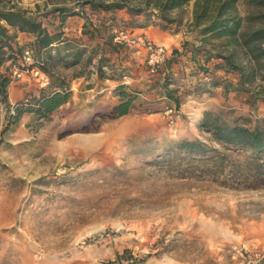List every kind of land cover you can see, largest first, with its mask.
<instances>
[{
	"label": "rangeland",
	"instance_id": "1",
	"mask_svg": "<svg viewBox=\"0 0 264 264\" xmlns=\"http://www.w3.org/2000/svg\"><path fill=\"white\" fill-rule=\"evenodd\" d=\"M83 1L0 0L36 16L50 32L71 33L64 35L65 52H85L64 61L51 53L44 61L48 77L31 72L23 51L0 66L9 80L0 90V264H264V152L225 149L194 121L183 122L179 94L168 90L178 104L168 91L164 99L151 96L142 81L160 73L165 81L166 47L149 39L162 48L152 53L148 38L134 30L158 25L196 39V64L180 91L207 93V76L224 75L221 103L205 111L228 123L258 124L264 93L254 98L239 88L237 72L203 65V56L214 52L187 26L192 0L164 12L170 22L151 6L138 14L96 12ZM235 6L244 30L264 26V0H236ZM57 8L78 14L62 24ZM5 27L15 48L28 47L32 36ZM140 47L144 55L136 58ZM14 69L38 79L15 100L8 94L21 76ZM122 85L132 101L128 113L116 116ZM57 89L68 91L67 101L39 117L37 97ZM181 140H199L209 151L186 155L176 147Z\"/></svg>",
	"mask_w": 264,
	"mask_h": 264
},
{
	"label": "trees",
	"instance_id": "2",
	"mask_svg": "<svg viewBox=\"0 0 264 264\" xmlns=\"http://www.w3.org/2000/svg\"><path fill=\"white\" fill-rule=\"evenodd\" d=\"M138 4L130 5L128 0H116L112 2H94L92 0L83 1L81 6L89 5L90 10L96 12L110 11L113 9L125 8L131 14H138L151 6L157 10L158 16L170 22L164 12L179 9L191 0H137ZM192 18L187 26L198 31L199 40L205 47L211 46L207 51L210 57L220 59L216 67L224 68L226 71H235L238 74L239 88L249 91L256 98L264 93V26L244 30L243 19L237 14L236 0H192ZM58 18L61 23L67 16L77 15V12L57 8ZM81 13V12H80ZM15 27L19 32H24L33 37L28 47L15 48L7 35L5 25ZM63 32H50L42 26L36 16L24 15L12 6L0 5V66L5 60L12 61V53L28 51L30 56L29 68H36L48 77V72L44 66V61L50 59L51 53L61 57L64 61L66 57L73 60L79 59L83 48H75L71 52L68 39L64 40ZM64 41L63 43H60ZM217 41V43L213 42ZM17 49V50H16ZM6 53L7 57L2 58ZM45 55V56H43ZM209 58V57H208ZM9 82L8 77L0 72V90L3 91ZM254 85L257 92L249 88ZM125 86L118 87L121 102L113 107V113L121 116L128 113L132 98L126 93ZM68 91L54 90L49 94H42L36 99V109L34 111L39 117L46 116L59 105L67 101ZM166 96L178 104V100L168 91ZM201 131L207 132L210 138L228 150H245L260 157L264 152V116L259 123L250 127L244 124L228 123L217 113L204 111L198 122ZM176 147L186 155H205L209 148L199 140H181Z\"/></svg>",
	"mask_w": 264,
	"mask_h": 264
},
{
	"label": "crops",
	"instance_id": "3",
	"mask_svg": "<svg viewBox=\"0 0 264 264\" xmlns=\"http://www.w3.org/2000/svg\"><path fill=\"white\" fill-rule=\"evenodd\" d=\"M76 15H70L66 18L71 19ZM62 30H68V28L61 27ZM49 31V30H48ZM134 33H141L144 37H147L153 42L160 43L166 47V57H167V66H165V63L162 66V71L166 73L165 81H163V76L161 77L160 74H156L152 77V80H145L143 79V75L141 70H138L136 76L137 79H143L142 84H146V87H151L150 94L151 96H155L157 99H164L165 92L171 91L174 94H179V98L181 99V102L177 106L179 110V115L183 122H187L188 120L194 121V124H198L200 118L202 117V114L205 110L209 109L210 106H214V104L218 105L221 103V93H222V83L221 80H223L225 77L222 75L219 79L215 76L210 75L207 76V85L209 86L210 90L209 92H203V93H186L185 95L181 93V89L183 87H188V79H187V73L190 69L193 68V65L196 64L194 55L196 53V39L193 37H188L183 35L181 32H169L167 29L160 28L158 25H150L145 24L141 27H138L134 30ZM71 34L68 32H63V36ZM187 39L190 40L187 41ZM199 39V37H198ZM65 40V38H64ZM186 41V43L184 42ZM64 41L60 42L63 43ZM141 43V42H140ZM85 44H80L79 46H84ZM78 46V45H77ZM190 46V47H189ZM177 49L178 52L174 55L171 54L172 49ZM190 48V49H189ZM194 48V50H192ZM138 51H135L134 55L136 58L141 57L144 55V49L142 47L137 48ZM198 50V49H197ZM139 55V56H138ZM141 60V59H140ZM143 60V59H142ZM219 59H215L213 57H206L203 56V65L206 67L214 68V72H218V70H222L224 68L216 67V64L219 63ZM192 62V64H191ZM174 70V72H171ZM226 71V70H225ZM228 72V71H227ZM163 74V73H162ZM170 75V76H168ZM228 75V73H227ZM30 75H21L15 82H12L11 87L9 86V97H13V99H20L24 91L22 89H33L32 85L35 84L32 80H38V79H32L30 80L28 78ZM139 76V77H138ZM198 80L201 79L197 75ZM193 78V77H192ZM206 79V77H203ZM130 79H133L130 77ZM24 82H26V85ZM152 83V84H151ZM186 85H185V84ZM43 84V83H42ZM141 84V86H142ZM183 85V86H182ZM175 87V88H170ZM155 91H158V93L155 94ZM160 91V92H159ZM165 101H162L161 103H164ZM166 103V102H165ZM176 106V105H175ZM211 109V108H210ZM185 125V124H184ZM185 128H187V125H185ZM183 129H179L178 131L181 132Z\"/></svg>",
	"mask_w": 264,
	"mask_h": 264
},
{
	"label": "built area",
	"instance_id": "4",
	"mask_svg": "<svg viewBox=\"0 0 264 264\" xmlns=\"http://www.w3.org/2000/svg\"><path fill=\"white\" fill-rule=\"evenodd\" d=\"M144 42H145L146 47H147L149 50H152V53H156V54H157L158 52H160V51L162 50L161 47H156V49H154V48H153V44L151 43V41H150L149 39H145ZM23 58H24V60H25L26 62L30 60V56H29L28 51H24V53H23ZM30 70H31V72H33L34 75H35V74H38V72H39V70H37L36 68H31ZM13 74L16 75V76H20L22 73H21V71H19L18 69H14V70H13ZM171 111H172V109H168V110H167L168 113H170Z\"/></svg>",
	"mask_w": 264,
	"mask_h": 264
}]
</instances>
